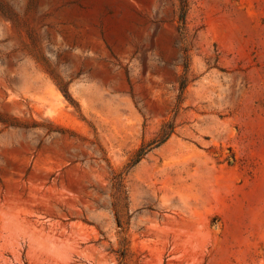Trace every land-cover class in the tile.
<instances>
[{
	"label": "rangeland",
	"instance_id": "obj_1",
	"mask_svg": "<svg viewBox=\"0 0 264 264\" xmlns=\"http://www.w3.org/2000/svg\"><path fill=\"white\" fill-rule=\"evenodd\" d=\"M183 4L0 0V264H264V0Z\"/></svg>",
	"mask_w": 264,
	"mask_h": 264
},
{
	"label": "trees",
	"instance_id": "obj_2",
	"mask_svg": "<svg viewBox=\"0 0 264 264\" xmlns=\"http://www.w3.org/2000/svg\"><path fill=\"white\" fill-rule=\"evenodd\" d=\"M182 2L184 3L183 5V8L186 6V0H182ZM66 93V92H65ZM67 96V94H65ZM172 132V130H170L169 132H166V138L168 137V135ZM144 150L141 148L137 154H136V158L133 160V162L129 165L132 166L134 165L135 163H137L144 155ZM123 184V172H114V175H113V186L115 188H120Z\"/></svg>",
	"mask_w": 264,
	"mask_h": 264
}]
</instances>
